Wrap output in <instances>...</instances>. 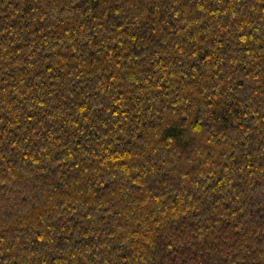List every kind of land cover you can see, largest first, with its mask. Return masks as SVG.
<instances>
[{
    "label": "trees",
    "instance_id": "obj_1",
    "mask_svg": "<svg viewBox=\"0 0 264 264\" xmlns=\"http://www.w3.org/2000/svg\"><path fill=\"white\" fill-rule=\"evenodd\" d=\"M0 264H264V0H0Z\"/></svg>",
    "mask_w": 264,
    "mask_h": 264
}]
</instances>
